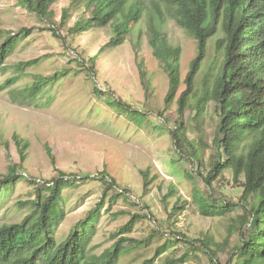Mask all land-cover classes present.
<instances>
[{
    "label": "rangeland",
    "instance_id": "1",
    "mask_svg": "<svg viewBox=\"0 0 264 264\" xmlns=\"http://www.w3.org/2000/svg\"><path fill=\"white\" fill-rule=\"evenodd\" d=\"M83 1L58 0L51 7L54 19L47 21L29 12L20 0H0V43L30 31L7 60L0 86L17 75V66L37 61L15 86L0 92V176L8 175L11 167H18L21 176L0 196V227L20 223L30 215L38 190L61 173L72 177L91 175L63 192L65 220L55 233L58 242L65 241L72 228L104 201L92 242L94 255L111 248L120 229L134 215H141L146 218L138 222L129 237L148 245L134 248L119 264H143L148 260L167 264L185 253L189 254L185 264H212L210 255L216 251L219 264H233L244 232L239 219L244 215L242 208L226 217L208 218L194 200L197 190L207 191L199 172L207 175L217 159V106L209 102L201 116H197V107L206 77L221 61L217 42L224 37L222 29L209 41L195 95L181 119L178 100L186 90L184 81L198 53L197 41L174 20H166L164 30L170 42L182 50V84L176 96L167 101L169 77L150 46L147 16L133 25L123 44L108 47L114 37L111 26L70 31L85 14ZM65 10L69 11L66 20ZM96 56L92 68L91 59ZM40 77L49 83L36 107L10 101L9 90L21 91ZM96 88L144 112L147 122L140 125L111 109L96 94ZM177 122L184 123L187 140L197 148L201 170L190 157L188 143L183 154L178 150L172 135ZM24 143H28L26 148ZM105 172L130 195L114 201L115 190L105 194L106 186L100 180ZM243 191L232 173L226 171L214 184L212 194L216 200L239 203ZM165 243L166 252L155 257L156 250ZM204 243L217 244L218 248L212 246L207 251Z\"/></svg>",
    "mask_w": 264,
    "mask_h": 264
},
{
    "label": "trees",
    "instance_id": "2",
    "mask_svg": "<svg viewBox=\"0 0 264 264\" xmlns=\"http://www.w3.org/2000/svg\"><path fill=\"white\" fill-rule=\"evenodd\" d=\"M57 1L20 0V3L40 19L52 21L55 13L51 7ZM83 5L85 14L70 31L85 32L93 27L111 26L114 37L108 47L123 44L133 25L147 16L150 46L154 56L164 64L169 77L167 101L176 96L182 84V50L170 42L164 30L166 20H174L197 41L198 53L184 81L186 90L178 100L181 119L185 117L190 100L195 95L196 79L206 59L209 41L222 29L224 37L217 42L221 61L206 77L203 96L197 107V116H201L209 102H215L217 106L220 115L214 139L217 159L207 175L199 172L207 191L197 190L194 200L201 214L208 218L226 217L241 207L244 215L239 219L244 232L241 233V244L236 246L233 264H264V0H149L148 4L147 0H85ZM68 16L69 11L65 10L63 19L66 20ZM50 30L55 32L54 28ZM26 34H30V31L25 30L0 43V75ZM96 58L91 59L92 68ZM36 63L32 61L17 66V75L6 80L0 86V92L15 86L26 69ZM48 83V79L40 77L32 86L21 91L9 90L8 97L14 104L36 107ZM95 90L111 109L126 115L132 122L140 125L147 122L144 112L133 109L127 102L100 89ZM172 135L181 154L185 144L190 145V157L201 170L200 155L187 140L184 123L177 122V129ZM14 138L17 144L22 142L17 135ZM24 146L26 148L28 143H24ZM48 151L51 153L50 148ZM17 171L18 167H11L8 175L0 176V196L21 178ZM226 171L232 173L235 184H240L244 190L239 203L213 197L214 184ZM100 176L106 186L105 194L116 191L114 201L130 195L106 172ZM91 177H72L61 173L51 182H46L38 190L30 215L20 223L0 227V264H119L121 258L134 248L146 247L148 243H139L129 237L138 222L146 218L134 215L115 235L118 238L116 243L100 256L94 255L92 242L102 218L104 201L72 228L65 241H57L56 230L65 220L63 192L73 187L79 179L84 181ZM127 244L130 246L126 247ZM203 246L207 251L212 246L218 248L217 244L211 243H204ZM167 247L168 243L159 247L155 257L164 254ZM217 253H209L212 264H219ZM188 256L185 253L167 264H185ZM152 262L148 260L143 264Z\"/></svg>",
    "mask_w": 264,
    "mask_h": 264
}]
</instances>
